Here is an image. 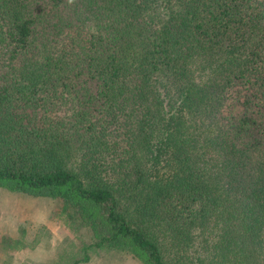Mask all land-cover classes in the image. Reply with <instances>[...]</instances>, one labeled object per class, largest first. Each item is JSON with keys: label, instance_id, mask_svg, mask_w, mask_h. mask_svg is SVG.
<instances>
[{"label": "trees", "instance_id": "1", "mask_svg": "<svg viewBox=\"0 0 264 264\" xmlns=\"http://www.w3.org/2000/svg\"><path fill=\"white\" fill-rule=\"evenodd\" d=\"M0 187L73 264H264V0H0Z\"/></svg>", "mask_w": 264, "mask_h": 264}, {"label": "rangeland", "instance_id": "2", "mask_svg": "<svg viewBox=\"0 0 264 264\" xmlns=\"http://www.w3.org/2000/svg\"><path fill=\"white\" fill-rule=\"evenodd\" d=\"M91 237L60 200L0 187V264H73ZM80 264L146 263L135 253L104 247Z\"/></svg>", "mask_w": 264, "mask_h": 264}]
</instances>
